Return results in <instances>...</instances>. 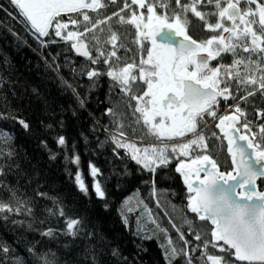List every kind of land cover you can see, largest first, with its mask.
Instances as JSON below:
<instances>
[{"label":"snow or ice","instance_id":"6c2138e0","mask_svg":"<svg viewBox=\"0 0 264 264\" xmlns=\"http://www.w3.org/2000/svg\"><path fill=\"white\" fill-rule=\"evenodd\" d=\"M8 3L18 10L20 22L42 47L48 45L41 38L49 36V30L54 29L56 37L70 43L71 49L91 64L102 60L108 65L106 73L96 69L86 72L93 85L95 78L106 74L113 81L110 91L117 87L120 90L119 99L113 100V107L106 109L107 115L119 121L124 113L118 109H131L135 120L129 127L133 123L141 125L144 132L141 140L152 137L159 141L140 146L135 140L127 139L123 123H117L118 135L111 136L117 156V149H124L125 155L140 166L139 170L153 174L151 196L158 197L155 181L158 169L169 166L173 158H187L179 159L175 172L186 186L188 211L199 221L210 223L211 240L204 241V251L196 258L191 253L197 249L178 250L169 238L164 251L167 264H174L179 257L184 258L185 264H193L194 259L202 260L203 264H264V191L257 186L258 180H264V125L259 126L258 134L253 133L251 122L246 119L247 111L241 107L257 95L264 99V3L260 0H8ZM109 6L117 10L103 19L93 20L90 13L99 17ZM201 8L211 10L202 11ZM0 11L12 16L2 3ZM189 14L203 23L205 31L212 33L209 38L197 41L189 34L192 25ZM212 17L214 23L210 22ZM113 21L120 28L130 25L135 29L133 43L139 46L141 53L138 63L120 66L117 50L125 45L120 43L118 31L113 30ZM106 45H111L112 51L106 52ZM229 56L231 63L212 66L213 61H223ZM64 83L72 87L67 81ZM141 87L142 93L137 94L134 89ZM220 98L236 101L229 105L230 114L219 116L215 124L223 133L220 139L227 141V153L231 158L228 171H222L217 160L209 155H191L194 149L207 150L201 125H207V118L217 120ZM79 103L83 107L86 101L80 99ZM257 115L264 118V110H257ZM9 118L17 119L0 114V119ZM18 122L24 129H30L25 120ZM238 125L251 135L240 134ZM132 134H137L135 127H132ZM188 136L192 138L186 139ZM177 138L186 142L168 143ZM11 139L9 133L0 130V157L11 159L15 156ZM57 143L65 145V137L59 136ZM55 158V154L50 155V159ZM74 162L78 164L79 157ZM4 171L0 166V174ZM99 171L91 166L93 177ZM75 181L82 193L88 192L79 173ZM0 187L8 188L11 198L17 201L16 206L0 201V213L33 215L29 200L18 197L15 189L2 181ZM94 191L99 198L106 195L98 180ZM36 195L48 198L44 192L38 191ZM50 199L54 207L46 209L48 217L63 220V227H48L39 235L53 241H67L62 244L66 250L64 255L69 257L64 264H100L97 244L92 242L97 234L87 230L82 217L69 216L59 198ZM156 204L160 207L159 198ZM141 205L142 216L146 215L159 228L152 210L138 199L137 207ZM133 211L131 207L127 209L128 213ZM122 216L128 224L127 215L122 213ZM160 230L166 232V229ZM140 231L142 227L138 233ZM180 239L184 240L183 233ZM195 239L199 241L202 237L197 233ZM209 245L224 255L209 254ZM10 251L9 247L0 245L3 254L0 264H5ZM27 251L35 264H61L57 252L51 248L40 251L33 244ZM112 255L119 253L113 249ZM81 256L82 259L78 258ZM13 264H23V261L15 257Z\"/></svg>","mask_w":264,"mask_h":264},{"label":"trees","instance_id":"16d2710c","mask_svg":"<svg viewBox=\"0 0 264 264\" xmlns=\"http://www.w3.org/2000/svg\"><path fill=\"white\" fill-rule=\"evenodd\" d=\"M260 2L264 3V0ZM0 3L12 13L9 16L0 11V114L17 118L0 119V130L11 135L10 145L15 152L11 159L0 157V166L5 169L0 174V181L15 189L18 197L29 200L33 210V215L24 212L0 213V245L11 249L5 257V264H13L15 257H20L23 264H35L27 251L33 244L40 251L49 248L56 251L61 264L69 259L62 247L66 240L53 241L39 235L48 227H63V220L48 217L46 212V209L54 207L52 197L59 198L69 216L82 217L87 230L97 234L92 242L97 244L100 264H167L164 251L169 238L178 250L191 252L197 249L191 254L200 257L204 251V241L211 240L210 227L206 222L199 221L186 207L187 191L175 167L179 159L187 158H173L169 166L158 169L155 174L158 197L151 196L153 174L139 170L140 166L125 155L124 149H117V156L113 152L115 145L111 136L118 135L117 123H123L128 140H135L140 146L158 144L159 141L152 137L141 140L144 132L141 125L134 123L132 127L137 129V134H132L129 124L135 117L131 109H118L124 113L119 121L107 115L106 109L113 107V100L119 99L120 90L117 87L110 91L113 81L106 74L95 78L93 85L86 72L96 69L106 73L108 65L102 60L93 65L87 58L77 57L70 43L55 36L54 29L49 30V36L41 38L48 45L42 47L25 24L20 22L18 10L8 0H0ZM116 10V7L109 6L99 17L96 13L90 15L93 20L103 19ZM189 18L192 20L189 34L194 39L206 40L212 35L204 30L203 23L198 19L191 14ZM210 22L214 23L215 18H210ZM113 30L118 31L120 43L125 45L117 50L120 66L138 63L141 53L139 46L133 43L135 29L130 25L120 28L113 21ZM105 51H112V46L106 45ZM146 54L145 51L143 55ZM231 59L229 56L223 61H214L212 66L231 63ZM112 60L115 64V58ZM64 81L72 87H68ZM134 91L140 94L143 87ZM80 99L86 101L83 107L80 106ZM132 103L135 104L134 101ZM235 103V100L220 101L217 118L224 114L227 106ZM241 107L247 111L246 119L251 122L252 132L258 134L259 126L264 125V118L257 115V110H264V99L257 95L248 104L242 103ZM19 119L25 120L30 129H24ZM215 124V120L207 118V125H201L208 147L207 150L194 149L191 155H209L217 160L222 171H228L230 158L226 143L220 139L223 134ZM239 127L243 134L251 135ZM213 133L216 135L213 136ZM59 136L65 137V145L57 143ZM4 150L7 151V146ZM51 154H55L56 158L50 159ZM76 157H79L78 164L74 162ZM91 166L100 170L96 177L91 175ZM77 173L88 188L87 193L79 190L75 181ZM97 180L106 193L103 199L95 195L94 184ZM257 186L260 190L264 189V180H259ZM38 191L47 193L48 198L37 196ZM157 198L160 207H157ZM138 199L152 210L159 228L146 215L142 216L143 206L137 207ZM0 201L12 206L17 203L5 187H0ZM129 207L135 211L128 213ZM122 213L127 215L128 224L124 223ZM40 221L45 223L41 224ZM141 227L143 231L138 233ZM160 229H166V232ZM181 233L187 244L180 239ZM197 233L202 237L199 241L195 239ZM113 249L118 251V256L112 255ZM207 251L214 255L220 253L211 245ZM78 258L82 259V256ZM174 264H185V260L179 257ZM193 264H203V261L194 259Z\"/></svg>","mask_w":264,"mask_h":264},{"label":"water","instance_id":"95a60500","mask_svg":"<svg viewBox=\"0 0 264 264\" xmlns=\"http://www.w3.org/2000/svg\"><path fill=\"white\" fill-rule=\"evenodd\" d=\"M73 52H74V54L77 56V57H80V58H85V57H83V56H80V55H78L76 52H75V50L74 49H71ZM86 59V58H85ZM221 100H223V98H220ZM218 122V121H217ZM223 134V133H222ZM240 134H243L241 131H240ZM225 143H226V150H227V141L225 140ZM230 158V157H229ZM230 163H231V158H230ZM178 174V173H177ZM178 176L180 177V180H181V182H182V184H183V180H182V177L178 174ZM259 181V180H258ZM258 181H257V184H258ZM183 186L185 187V189H186V186L183 184ZM260 190V189H259ZM187 191V190H186ZM261 191H264V189H262ZM206 223H208V222H206ZM208 225L211 227V225H210V223H208ZM222 243V242H221ZM237 264H241V262H236Z\"/></svg>","mask_w":264,"mask_h":264},{"label":"rangeland","instance_id":"374dc122","mask_svg":"<svg viewBox=\"0 0 264 264\" xmlns=\"http://www.w3.org/2000/svg\"><path fill=\"white\" fill-rule=\"evenodd\" d=\"M191 138H192L191 136H188L186 139H191ZM182 142H186V140L177 138V139L171 141V143H182ZM150 144H153V143H149L148 145H150ZM218 252H220V251H218ZM220 255H223V253L220 252Z\"/></svg>","mask_w":264,"mask_h":264},{"label":"flooded vegetation","instance_id":"af4514ba","mask_svg":"<svg viewBox=\"0 0 264 264\" xmlns=\"http://www.w3.org/2000/svg\"><path fill=\"white\" fill-rule=\"evenodd\" d=\"M213 62H214V61H213ZM213 62H212V63H213ZM220 101H224V100H221V99H220ZM225 102H227V101H225ZM228 108H229V106H227L226 111L224 112V114H228V113H229V112H228ZM215 121L217 122V121H218V118H217V120H215ZM207 224H208V223H207ZM209 227H210V226H209ZM210 231H211V227H210ZM217 252H218V249H217ZM219 254H220V253H219ZM219 254H218V255H219Z\"/></svg>","mask_w":264,"mask_h":264},{"label":"built area","instance_id":"2783aa9c","mask_svg":"<svg viewBox=\"0 0 264 264\" xmlns=\"http://www.w3.org/2000/svg\"><path fill=\"white\" fill-rule=\"evenodd\" d=\"M147 55V54H146ZM146 55L144 56L146 58Z\"/></svg>","mask_w":264,"mask_h":264}]
</instances>
